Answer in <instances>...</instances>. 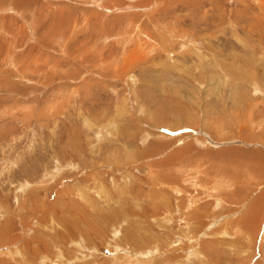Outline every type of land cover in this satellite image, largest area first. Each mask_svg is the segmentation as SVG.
<instances>
[{
	"label": "rangeland",
	"instance_id": "1",
	"mask_svg": "<svg viewBox=\"0 0 264 264\" xmlns=\"http://www.w3.org/2000/svg\"><path fill=\"white\" fill-rule=\"evenodd\" d=\"M64 263L264 264V0H0V264Z\"/></svg>",
	"mask_w": 264,
	"mask_h": 264
},
{
	"label": "bare ground",
	"instance_id": "2",
	"mask_svg": "<svg viewBox=\"0 0 264 264\" xmlns=\"http://www.w3.org/2000/svg\"><path fill=\"white\" fill-rule=\"evenodd\" d=\"M130 18V17H129ZM129 21H132V18H130V20ZM138 31L140 32V31H143L142 30V28L141 27H138ZM146 32V31H145ZM145 34H147V33H145ZM151 39V38H150ZM263 93V92H262ZM148 155V154H147ZM253 163V162H252ZM62 166V165H61ZM60 167V166H59ZM235 174V173H234ZM236 175V174H235ZM173 182V181H172ZM165 184V183H164ZM259 184V183H258ZM261 184V183H260ZM259 184V185H260ZM25 185H27V184H25ZM258 185V186H259ZM103 189V188H102ZM105 190V189H104ZM101 194H102V191H101ZM156 198H154V200H155ZM12 216V215H11ZM57 219H58V217H57ZM65 219V218H64ZM137 219V218H136ZM63 220V219H62ZM67 220V219H66ZM54 221V220H53ZM62 222V221H61ZM60 223V222H59ZM64 224L65 223H67V222H63ZM71 223V222H70ZM57 224H58V222H57ZM68 224V223H67ZM88 225H89V223H87ZM72 225V224H71ZM53 227V226H52ZM69 227V226H68ZM72 227V226H71ZM71 227H69L70 229H71ZM73 228V227H72ZM69 230V229H68ZM76 230V229H75ZM78 230V229H77ZM69 231H71V230H69ZM84 232V231H83ZM91 232H93V231H91ZM95 232V231H94ZM126 233V232H125ZM95 234V233H94ZM84 235V234H83ZM89 235H92V234H89ZM88 235V236H89ZM14 236H16L17 237V235H14ZM82 236V235H81ZM83 237V236H82ZM2 238V237H1ZM15 238V237H14ZM66 239V238H65ZM18 240V239H17ZM79 240V239H78ZM11 241V240H10ZM9 241V242H10ZM80 241V240H79ZM3 242H5V240H3ZM15 242V241H14ZM67 243V242H66ZM10 244V243H9ZM29 244V243H28ZM83 244V243H82ZM103 244V243H102ZM101 244V245H102ZM4 245V244H3ZM7 245V244H6ZM2 246V245H1ZM12 246V245H11ZM34 247V246H33ZM103 248V247H102ZM18 249V248H17ZM99 249V248H98ZM36 250V249H35ZM99 251H100V249H99ZM102 251V250H101ZM127 251H128V249H127ZM127 251H126V253H127ZM134 252L136 251V249L135 250H133ZM138 251V250H137ZM46 253V252H45ZM122 256V255H121ZM131 256V255H130ZM48 257V256H47ZM136 257V256H135ZM136 259V258H135ZM137 260H139L138 258H137ZM45 261V260H44ZM63 261V260H62ZM90 261V260H89ZM75 262V261H74ZM65 264V263H64ZM70 264V263H69ZM72 264V263H71ZM74 264V263H73Z\"/></svg>",
	"mask_w": 264,
	"mask_h": 264
}]
</instances>
